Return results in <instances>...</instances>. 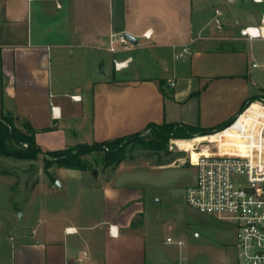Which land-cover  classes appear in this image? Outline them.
<instances>
[{"label": "crops", "instance_id": "obj_1", "mask_svg": "<svg viewBox=\"0 0 264 264\" xmlns=\"http://www.w3.org/2000/svg\"><path fill=\"white\" fill-rule=\"evenodd\" d=\"M215 1L0 0V115L12 112L27 120L45 152L133 134L149 123L211 128L229 120L264 89V67L252 66L264 57V40L241 37L240 27L223 14L218 27L216 9L225 4ZM228 3L226 9L237 12L243 1ZM252 3L262 20L264 2ZM147 31L150 38L143 37ZM112 33H129L139 42L110 53ZM185 46L190 53L177 58ZM142 50L152 53L150 61L137 58L130 65L129 53ZM89 51L96 53L95 73L82 77L76 68L68 75L70 59L76 54L86 62ZM104 52L112 72L99 75ZM120 57L130 62L117 71L113 60ZM148 67L157 72L138 74ZM250 103L264 111L261 100ZM82 172L92 177L88 170L54 164L46 188L58 181L64 189L67 178ZM124 173L111 165L96 175L101 182L88 189L98 193L97 216L46 206L32 222L24 217L23 229L5 238L0 233V264H82L85 250L93 264H149L145 187ZM68 227L77 232L68 234Z\"/></svg>", "mask_w": 264, "mask_h": 264}, {"label": "rangeland", "instance_id": "obj_2", "mask_svg": "<svg viewBox=\"0 0 264 264\" xmlns=\"http://www.w3.org/2000/svg\"><path fill=\"white\" fill-rule=\"evenodd\" d=\"M205 1L206 4L211 5L216 2L215 0ZM242 1L243 4L237 12H229L226 9L229 7H226L229 4L228 0H224L225 5H220V7L225 19L235 23L238 28L245 24L260 25L261 19L258 12L253 11L255 6L252 0ZM261 43L264 45V42ZM106 53H102L105 55L104 65L96 70L99 75L112 72L111 56ZM129 54L132 56L130 65L136 63L137 58L150 61L152 57V53L146 50ZM88 55V61L83 62L75 54L74 58L69 61L71 73L69 72L68 75L75 73L76 68L81 71L82 77L91 75L93 73L92 61L96 53L89 51ZM155 72L157 71L151 67L138 70V74ZM246 113L250 117L255 114L264 117L262 109L250 107L242 118ZM17 125L23 129L20 123ZM234 129L235 127L228 131L235 132ZM147 135L151 136L147 132L143 134V139H149ZM217 137L219 135H199L190 138V141L182 145H177L174 140L187 138H173L170 140L168 154L163 149H150L156 144H159V148H164L161 139H154L150 147L138 144L136 141L129 142L126 148V159L121 164L114 165L119 166L122 172H126L123 176L130 175L129 182L145 187L144 216L148 224L149 264L238 263V246L234 227L215 216L198 212L186 201L187 184L195 180L196 168L186 160L184 165L181 158L186 159L190 154L195 161L199 157L201 144H210L209 141H215ZM87 158L92 166L88 170L92 177L89 178L87 172L77 173L67 178V186L64 189L58 185V181L54 184L49 181L47 189L45 182L48 180L44 178L48 173L44 170L43 157L34 161L0 156V233L3 238L9 231L17 232L19 228H22L24 217L32 222L36 214L46 206H52L67 214L76 211L81 214V217L100 214L99 198L96 196L98 193L92 189L89 191L88 188L101 182L96 175L105 170L104 153L96 150L88 154ZM178 158L181 162L177 164H164L166 162L173 164ZM121 181L126 182L124 178ZM169 238L172 241H168ZM180 241L182 245L179 244ZM15 244L16 241L13 242V247ZM10 247L13 249L12 242H10Z\"/></svg>", "mask_w": 264, "mask_h": 264}, {"label": "built area", "instance_id": "obj_3", "mask_svg": "<svg viewBox=\"0 0 264 264\" xmlns=\"http://www.w3.org/2000/svg\"><path fill=\"white\" fill-rule=\"evenodd\" d=\"M215 21L218 27L222 26L219 8L216 9ZM240 35L248 40L264 39V13L260 25L241 26ZM143 37L150 38L151 33L147 31ZM131 44L125 33H112L108 50L117 53ZM189 53L185 46L176 57L182 58ZM129 62L128 58H114V68L120 71L128 67ZM252 66L264 67V57L254 61ZM73 98L80 100L81 96L74 95ZM251 105L224 129L207 134L219 135L215 141H209L213 154L201 155L195 161L189 154L185 159L196 168L195 180L187 186L186 201L198 212L215 216L234 227L238 246L237 264H264V117L255 114L242 118ZM234 126L235 134H223ZM66 232L76 233L77 228L68 227ZM179 244L182 245V242ZM82 261V264H93L87 250L82 253Z\"/></svg>", "mask_w": 264, "mask_h": 264}, {"label": "trees", "instance_id": "obj_4", "mask_svg": "<svg viewBox=\"0 0 264 264\" xmlns=\"http://www.w3.org/2000/svg\"><path fill=\"white\" fill-rule=\"evenodd\" d=\"M254 99H259L264 103V89H261L258 94L252 95L247 99L239 113ZM237 115L211 128L178 122L149 123L144 130L133 134L104 142L76 144L68 146L65 149L45 152L38 146L35 138L36 130L32 128L27 120L20 119L16 113H3L0 115V156L17 160L34 161L43 157L45 172L49 173V168L54 164L70 169L90 170L92 166L87 155L93 151L100 150L104 153L105 166L119 165L126 159V148L129 142L136 141L138 144L150 147L154 139H161L164 148H159V144H156L150 149H163L168 154L171 139L187 138L174 140L178 145H182L195 136H203L224 129L234 121ZM17 123H20L23 129H20ZM230 129L223 131V133ZM147 132L151 136L147 135L149 139L146 140L142 136Z\"/></svg>", "mask_w": 264, "mask_h": 264}, {"label": "bare ground", "instance_id": "obj_5", "mask_svg": "<svg viewBox=\"0 0 264 264\" xmlns=\"http://www.w3.org/2000/svg\"><path fill=\"white\" fill-rule=\"evenodd\" d=\"M243 118H245V116ZM231 133L235 134V132H229L226 135H231ZM204 146H208V149L206 150V152H203V147ZM204 150H205V147H204ZM211 154H213V151L211 149V145L208 144V143L201 144V150L199 151V156H201V155H211Z\"/></svg>", "mask_w": 264, "mask_h": 264}, {"label": "water", "instance_id": "obj_6", "mask_svg": "<svg viewBox=\"0 0 264 264\" xmlns=\"http://www.w3.org/2000/svg\"><path fill=\"white\" fill-rule=\"evenodd\" d=\"M125 37L132 43V44H137L139 42V39L129 33H125ZM58 185H60V183L58 182ZM21 217V215H20Z\"/></svg>", "mask_w": 264, "mask_h": 264}]
</instances>
